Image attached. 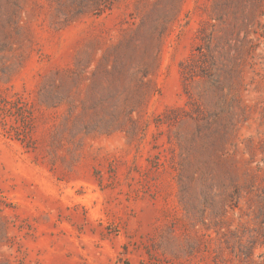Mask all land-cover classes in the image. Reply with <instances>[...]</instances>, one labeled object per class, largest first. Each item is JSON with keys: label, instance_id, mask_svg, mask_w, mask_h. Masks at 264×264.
I'll use <instances>...</instances> for the list:
<instances>
[{"label": "rangeland", "instance_id": "1", "mask_svg": "<svg viewBox=\"0 0 264 264\" xmlns=\"http://www.w3.org/2000/svg\"><path fill=\"white\" fill-rule=\"evenodd\" d=\"M0 264H264V0H0Z\"/></svg>", "mask_w": 264, "mask_h": 264}, {"label": "trees", "instance_id": "2", "mask_svg": "<svg viewBox=\"0 0 264 264\" xmlns=\"http://www.w3.org/2000/svg\"><path fill=\"white\" fill-rule=\"evenodd\" d=\"M88 1V0H87ZM91 4H95V2L97 0H89ZM87 6V7H86ZM90 5L89 4H86V5H82L81 6V9L80 12L83 13V12H87V10L90 9ZM92 8V7H91ZM80 13V14H81ZM211 58H212V54H211ZM214 61V59H212ZM240 190V188H239ZM211 192H209L208 190H206V188H204V190H201L200 193H201V196H202V199L204 200V208H209L211 209L213 212L216 211L215 214L219 213V212H223V207H221V203H217V197L218 195L216 193H214L213 190H210ZM235 192V195L238 197V198H241V194L239 193V191L237 189L234 190ZM219 207V208H218ZM219 209V210H218ZM205 220H206V215L205 214H202V218H201V221L202 224H206L205 223ZM239 232V230H236L235 232H232L233 234H237Z\"/></svg>", "mask_w": 264, "mask_h": 264}]
</instances>
